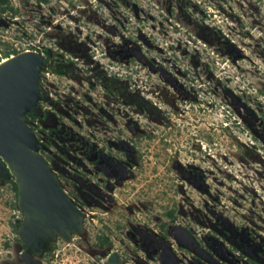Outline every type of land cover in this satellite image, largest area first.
Here are the masks:
<instances>
[{
    "label": "rangeland",
    "instance_id": "rangeland-1",
    "mask_svg": "<svg viewBox=\"0 0 264 264\" xmlns=\"http://www.w3.org/2000/svg\"><path fill=\"white\" fill-rule=\"evenodd\" d=\"M10 1L0 61L14 50L49 57L57 107L35 132L85 214L81 234L34 259L264 264V0ZM93 150L122 173H103ZM79 179L92 194L84 204ZM8 180L0 264H27Z\"/></svg>",
    "mask_w": 264,
    "mask_h": 264
},
{
    "label": "water",
    "instance_id": "water-1",
    "mask_svg": "<svg viewBox=\"0 0 264 264\" xmlns=\"http://www.w3.org/2000/svg\"><path fill=\"white\" fill-rule=\"evenodd\" d=\"M6 59L0 65V183L13 179L17 185L24 216L19 235L27 247L23 257L27 264H39L33 256L49 252L58 236L70 242L83 232L85 214L64 190L28 119V114L43 118L41 103L51 101L43 82L47 57L27 50ZM109 257L122 263L118 252Z\"/></svg>",
    "mask_w": 264,
    "mask_h": 264
},
{
    "label": "flooded vegetation",
    "instance_id": "flooded-vegetation-1",
    "mask_svg": "<svg viewBox=\"0 0 264 264\" xmlns=\"http://www.w3.org/2000/svg\"><path fill=\"white\" fill-rule=\"evenodd\" d=\"M51 97H52V94H51ZM57 105V101L52 97V100L49 102V103H43L42 105H41V109H42V111H43V118H39V117H37V116H35V115H31V114H28V119L33 123V129L35 130V125H37V121L39 120V121H45V120H47V118L49 117V115L54 111V109H56V106ZM49 131H51L52 133H54L55 132V130H49ZM41 142V145H42V141H40ZM44 142V141H43ZM49 142V141H48ZM47 142V143H48ZM45 145V144H44ZM83 150H84V148H83ZM86 151H88L89 152V150L88 149H86ZM88 152H86L85 154L87 155V159L90 161V162H94V164H96V165H98V164H100L99 165V167H100V169H101V171L103 172V173H107V171L109 172V171H111V172H114V175H118L117 173L119 172V174H121L122 173V171H121V168L118 166V164L116 163V162H114L113 160H107L106 159V157L105 156H102V155H100V154H98L97 153V151L96 150H93V151H91V159L92 160H90V156H88ZM43 153V152H42ZM44 154V153H43ZM46 158H47V160H48V162L52 165V157L51 156H46ZM53 166V165H52ZM54 167V166H53ZM113 170H116V171H113ZM77 177H79L78 175H77ZM78 189H77V194H76V198L78 199V200H80V202L81 203H86V202H88V201H90V199H89V197H92V194H88V192L87 191H85V190H87L86 188V183L84 182V180H82V179H79V184H78ZM63 187H64V185H63ZM107 187V186H106ZM102 189V188H101ZM102 194V193H101ZM101 197V196H100ZM75 199V198H74ZM73 199V201L75 202V204H77L76 203V201ZM77 206H79V205H77ZM80 209H81V207H80ZM82 210V209H81ZM169 217H170V219L172 220H174V218H175V214L174 213H170L169 214ZM165 225H162V228H164L165 229ZM173 227H176V225H173ZM160 233H161V235H162V240H164L165 238H169V236L167 235V233L165 232V230H160ZM144 238H146V239H150V236L148 235V234H146L145 236H144ZM162 245H163V243H162ZM164 246V245H163ZM168 247H171V246H168ZM27 248V247H26ZM25 248V249H26ZM165 254V252L163 251V255ZM108 261V260H107ZM107 264H108V262H107Z\"/></svg>",
    "mask_w": 264,
    "mask_h": 264
},
{
    "label": "trees",
    "instance_id": "trees-1",
    "mask_svg": "<svg viewBox=\"0 0 264 264\" xmlns=\"http://www.w3.org/2000/svg\"><path fill=\"white\" fill-rule=\"evenodd\" d=\"M41 4H49L52 0H38ZM11 1L10 0H0V13L1 15L5 13L8 10L14 11V8L10 6ZM18 54V51L14 50L13 52H8L5 54L6 58L10 57L11 55ZM32 115V114H31ZM39 137V136H38ZM40 141H43L41 137H39ZM44 153V152H43ZM10 183H12L14 190L18 193L17 185L15 184L13 179L8 180ZM22 222L17 225V228H20ZM106 243L108 242V239H105ZM24 248H26V245L24 244Z\"/></svg>",
    "mask_w": 264,
    "mask_h": 264
},
{
    "label": "built area",
    "instance_id": "built-area-1",
    "mask_svg": "<svg viewBox=\"0 0 264 264\" xmlns=\"http://www.w3.org/2000/svg\"><path fill=\"white\" fill-rule=\"evenodd\" d=\"M31 51H36V52H39V53H41V54H43L45 57H47V69H46V71L47 70H49V65H48V63H49V57L46 55V53L43 51V50H31ZM46 71L44 72V76H45V78H44V80H43V82H44V86H45V81L47 80V73H46ZM50 96H51V94H50ZM51 100H52V97H51ZM43 103H49V102H42L41 103V105L43 104Z\"/></svg>",
    "mask_w": 264,
    "mask_h": 264
},
{
    "label": "bare ground",
    "instance_id": "bare-ground-1",
    "mask_svg": "<svg viewBox=\"0 0 264 264\" xmlns=\"http://www.w3.org/2000/svg\"><path fill=\"white\" fill-rule=\"evenodd\" d=\"M7 60H8V59L1 60V61H0V65H1L2 63H4V62H7ZM59 237L63 238L62 236H58L57 238H59ZM109 258H110V257H109ZM107 262H108V264H113V263H111V262L109 261V259H108Z\"/></svg>",
    "mask_w": 264,
    "mask_h": 264
}]
</instances>
